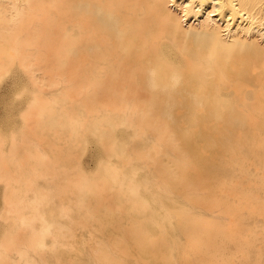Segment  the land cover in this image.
I'll return each instance as SVG.
<instances>
[{
	"label": "bare ground",
	"instance_id": "obj_1",
	"mask_svg": "<svg viewBox=\"0 0 264 264\" xmlns=\"http://www.w3.org/2000/svg\"><path fill=\"white\" fill-rule=\"evenodd\" d=\"M9 74L0 264H264V0H0Z\"/></svg>",
	"mask_w": 264,
	"mask_h": 264
},
{
	"label": "rangeland",
	"instance_id": "obj_2",
	"mask_svg": "<svg viewBox=\"0 0 264 264\" xmlns=\"http://www.w3.org/2000/svg\"><path fill=\"white\" fill-rule=\"evenodd\" d=\"M13 91V75L9 74L4 77L0 82V121L1 118L6 116L4 108L12 100L11 94ZM14 107L18 109L19 104L14 101ZM95 148L93 144H89L87 151L83 156V161L86 168H92L95 164Z\"/></svg>",
	"mask_w": 264,
	"mask_h": 264
}]
</instances>
